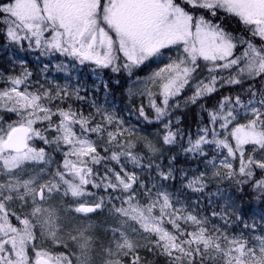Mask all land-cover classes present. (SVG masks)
<instances>
[{
	"label": "snow or ice",
	"instance_id": "6c2138e0",
	"mask_svg": "<svg viewBox=\"0 0 264 264\" xmlns=\"http://www.w3.org/2000/svg\"><path fill=\"white\" fill-rule=\"evenodd\" d=\"M230 18L244 35L224 27L222 19ZM0 36L16 45L27 42L41 55L88 63L93 72L131 77L134 69L156 64L143 88L129 93L142 98L139 116L152 123L147 99L164 130L155 143L143 138L140 147L125 135L136 129L124 127L107 98L94 100V111L85 114L68 103L84 99L79 89L40 85L32 91L26 68L10 76L0 89V264H95L89 234L94 225L82 221L104 209L113 226L105 229L100 264H146L141 248L167 257L168 264H196L197 256L203 260L211 253L221 264H264V234L245 237L215 224L209 228L208 216L188 210L165 190L162 182L176 179L177 156L168 171L155 163L164 145L178 144L204 161L205 146L214 147L211 178L241 191L251 187L264 202V0H0ZM245 83L247 88L221 95L211 107L200 103ZM198 104L207 119L185 146L171 116L174 109ZM34 140L54 146L62 163L26 172L29 162L55 163ZM100 164L103 174L95 167ZM137 169L154 172L161 183L149 187ZM208 179L207 170L182 177L184 187L200 193ZM101 189L106 197L94 199ZM55 196L63 203H52ZM211 217L225 226L232 222L228 207L213 209ZM130 221L138 225L131 233L140 234L143 245L129 233Z\"/></svg>",
	"mask_w": 264,
	"mask_h": 264
},
{
	"label": "rangeland",
	"instance_id": "374dc122",
	"mask_svg": "<svg viewBox=\"0 0 264 264\" xmlns=\"http://www.w3.org/2000/svg\"><path fill=\"white\" fill-rule=\"evenodd\" d=\"M3 38V42H0V55L5 56L4 60V68L5 71H0V89L6 87L5 81L10 76H18L23 72V70L26 68L29 73H31V76L29 77L28 83L32 85L30 90L35 91L37 87L40 85H44L45 88L51 87L55 88L57 85H59L61 88L67 86L69 90L75 91L76 89H79L80 96L84 97L83 100H76L73 98L71 101H68V103H71L72 106L76 109L82 110L85 114H87L89 111H94V109L91 107L94 100H99L101 103L104 102V100L107 98L109 101V110L115 111L117 116L122 118L125 122L124 127L125 128H134L136 129L135 132L129 134L126 133V136H131V138L136 141L139 140L140 147L143 146V138L147 137L149 140H152L153 143L157 141V139L160 138V134L163 133V127L159 122L155 120V112L153 109H151L148 106L147 99H143V103L145 106L146 114L149 117V120H152V123H149L147 120H145L143 117L139 116V106L141 104L142 98L139 95H136L135 97L130 96L129 89H132L135 91L136 89L143 88V80L148 76V74L156 68V64H152L150 66H142L141 68L134 69V75L129 77L128 73L124 72L125 78L128 79L126 88L123 92V102L124 106H126L124 109H119L120 104L116 101H114L112 97V89L108 87L107 90L104 88V84L107 83L108 85L113 80V73H111L110 70H103L99 72H93L92 68L93 66L86 63L84 65L79 64L78 62L71 60L67 57L60 56L59 54H46L41 55L39 50H31L27 46V42H24L23 46L16 45L9 43L6 39ZM243 49H239L237 51V54H239ZM107 71V74L105 73ZM141 72V73H140ZM36 76V77H35ZM137 81H140L138 83ZM38 82V83H37ZM190 94V93H189ZM59 103V102H54ZM75 103L76 105H74ZM65 107L67 104L64 105ZM130 110V112H129ZM133 116L136 120L140 121V124L137 125L133 121L128 120L125 116ZM168 117H165V121H167ZM146 121L149 124H152L149 129H144L141 127L142 123ZM173 123V121H172ZM174 125V123H173ZM93 139H96V137H93ZM162 144V140L160 141ZM34 146L36 147H45L49 154L55 163H52L51 165H43L39 163H32L29 162L26 165L25 171L26 172H39L41 167H51L53 169L56 168V166L60 163H62L63 157L62 153L60 152H53L52 148L54 146H47L44 145L42 141L40 140H34L32 142ZM188 142H185V146H187ZM167 148V147H166ZM205 151L208 153V161H211L213 156L216 155V152L214 150V147H208L205 146ZM177 153L184 154V158L187 160H190L194 163L192 165V168L184 167L183 165H175L173 164V175L176 177L175 181L168 180L162 182L167 187L165 188L166 191H169L173 194L174 199H178L182 204L185 205V207L190 210L196 212L193 205H191L189 197L191 196V193H197L194 192L191 189H188L184 187V185L187 183L186 180L182 181V177L184 175H187L189 178H191L192 174L195 173L199 175V172H203L207 170L208 176L210 179L205 180L206 188L204 190H207L211 185H214L216 183L225 182L220 181L212 177V172L214 169H212L211 164L208 163V161H204L201 158L195 156L194 154H185L182 152L179 147L176 149ZM169 155L166 154V150L163 148V157L156 160L155 163H159L164 171H168V164L170 161ZM114 163V162H112ZM217 167H219V158L216 160ZM238 166V162H237ZM98 171L103 174L104 171V165L100 164L95 166ZM117 168L120 167V165H116ZM133 166L131 164H128V170L131 171ZM199 169V172L197 171ZM139 175H141L145 181V183L148 184L149 187L152 186L153 183H161L157 179H154L155 173H150L149 170L145 169L143 172H141L139 169L136 170ZM92 191H96L95 189H92ZM103 192V190H100ZM105 196L106 194L103 192L102 194H98L94 197V199H99V196ZM70 200L71 198H67ZM54 204H60L63 203L61 201V198L59 196H55L54 200L52 201ZM117 206H119L120 201H116ZM224 207H228L227 201L223 203ZM13 207L19 208L18 203L16 205H13ZM203 217V216H202ZM222 221V230L224 228L227 229L229 235H241L243 233L234 234L232 233L229 226L224 225V221ZM81 221H77V223H80ZM82 223L86 226L87 224L91 223L94 225V228L90 230L89 234L93 236L94 240V251H93V257L95 260V264H100L102 257L98 255L99 247L101 244H106V233L105 229L110 228L112 225L111 218L108 215L107 209H104L103 211H98L97 213L90 214L89 218L84 219ZM132 227H138V225H135L134 222H129L128 231L131 233ZM209 228L212 227V222L208 225ZM191 231V229H189ZM110 234V233H109ZM134 235L135 239L139 240V242L143 245L145 243V240L141 239L140 234H132ZM244 235V234H243ZM258 234H252L251 236H256ZM245 236V235H244ZM60 251H64L65 249L60 248ZM141 257L145 258L146 264H154V261L158 258V255L153 253H148L146 250L141 248L140 251ZM199 257V256H197ZM200 258V257H199ZM204 264H221V261L218 257L215 256L214 253L209 254L204 259Z\"/></svg>",
	"mask_w": 264,
	"mask_h": 264
},
{
	"label": "trees",
	"instance_id": "16d2710c",
	"mask_svg": "<svg viewBox=\"0 0 264 264\" xmlns=\"http://www.w3.org/2000/svg\"><path fill=\"white\" fill-rule=\"evenodd\" d=\"M222 23L226 29L232 31L234 34L241 36L243 33V26L239 25L234 18L222 19ZM0 42H3L2 36H0ZM241 48H238V50ZM237 50V51H238ZM5 56L0 55V71H5L4 68ZM107 74V71L105 72ZM141 73V72H140ZM36 77V76H35ZM119 79V84L116 83V80ZM128 79L125 78L124 73L114 74L112 80V97L114 101L120 104L119 109H124L123 102V92L126 88ZM243 88L248 87V83H245L243 86L235 85L231 86V91H229L226 86L220 92L213 94L212 97L202 100L200 103H207L209 107L213 106L218 98L221 95H234L237 91ZM76 105L75 103H73ZM130 112V110H129ZM171 119L174 123V128H179L183 131V137L179 138L185 144L188 142L189 135L195 137L197 133L198 126L202 127L203 122L207 119V114L202 113L198 105H189L187 108H181L179 110L174 109ZM128 120L133 121L135 124L139 125L140 121L136 120L133 116H125ZM152 124L144 121L141 125L144 129H149ZM167 147V148H166ZM179 147L171 145H164L163 148L166 150V154L171 158L173 155L177 156V159L174 162L175 165H183L187 168H192L194 163L190 160L184 158V154L177 153L176 149ZM180 149V147H179ZM103 192L99 191L98 194ZM191 205L195 208L196 212H199L201 216H208L212 224L222 226V221L219 217L212 218L211 212L213 209L220 211L224 208V202L227 201L229 205V214L232 216V222L228 225L232 233L238 234L243 233L245 237H248L252 234L262 235L264 234V202L256 198V194L253 192L251 187H244L243 190L237 189L233 184L228 181L216 183L211 185L207 190H204L203 193H191L189 197ZM239 216L240 219H236ZM255 223L256 227L254 230L251 228H245V224L251 226ZM154 264H168V258L164 256H159L154 261ZM196 264H204V260L196 257Z\"/></svg>",
	"mask_w": 264,
	"mask_h": 264
},
{
	"label": "flooded vegetation",
	"instance_id": "af4514ba",
	"mask_svg": "<svg viewBox=\"0 0 264 264\" xmlns=\"http://www.w3.org/2000/svg\"><path fill=\"white\" fill-rule=\"evenodd\" d=\"M109 87H110V88H112V87H113V86H112V81H111V83L109 84Z\"/></svg>",
	"mask_w": 264,
	"mask_h": 264
}]
</instances>
